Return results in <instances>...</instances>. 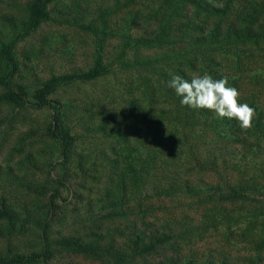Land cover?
Masks as SVG:
<instances>
[{
	"label": "rangeland",
	"instance_id": "1",
	"mask_svg": "<svg viewBox=\"0 0 264 264\" xmlns=\"http://www.w3.org/2000/svg\"><path fill=\"white\" fill-rule=\"evenodd\" d=\"M32 1L0 0L1 42L18 35L29 19ZM140 4L52 0L51 19L17 44L16 81L26 87L31 100L51 77L92 68L99 52L112 72L92 82L60 87L43 109L0 104V209L20 218L13 225L0 219V262L41 252L46 222L52 240L73 237L114 250L126 249L131 238L122 234L134 222L152 235L169 233L171 226L175 235L156 238L168 240L166 250L135 264H162L168 255L192 264H264V205H227L209 216L203 205L164 195L178 193V188L167 186L181 176L174 178L171 162L155 159L151 151L156 143L168 142L166 133L174 127L167 128V117L160 111L163 99L147 87L151 71L122 70L116 64L120 36L127 28L134 35L143 28L138 9L147 3ZM133 53L130 50L128 56ZM4 70L0 58V74ZM237 86L240 96H256L257 108L264 111V69L242 75ZM58 116L75 137L68 159L61 157L58 142L46 135ZM234 152L233 176L264 169L263 147L250 151L238 145ZM21 264L106 263L55 245L51 259Z\"/></svg>",
	"mask_w": 264,
	"mask_h": 264
},
{
	"label": "trees",
	"instance_id": "2",
	"mask_svg": "<svg viewBox=\"0 0 264 264\" xmlns=\"http://www.w3.org/2000/svg\"><path fill=\"white\" fill-rule=\"evenodd\" d=\"M51 1L33 0L29 19L18 35L9 43L0 41V58L5 65L4 72L0 74V104L7 103L18 108L32 105L43 109L49 106L50 95L60 87L75 82H92L112 72L111 65L103 62L102 52H99L92 68L53 76L30 99L26 87L16 81L19 67L16 47L21 40L51 19L48 7ZM140 2V7L147 3L143 9H138V20L143 28L138 35H134L131 28L123 32L116 64L122 70L151 71L152 77L147 80V87L154 92L155 97L163 99L160 111L167 117V128H171L170 125L174 127L166 133L168 142L156 143L151 151L155 159L164 157L171 162L174 178L181 176L180 180L175 179L167 186L169 190L178 188V193L173 191L174 195H164H170V200L180 203L189 199L193 204L203 205L209 216L217 210H224L227 205H264V169L247 176H243V173L233 176L230 172V168H237L232 158L236 155L234 151L238 145L250 151L264 149V111L257 108L256 96L239 97L241 103L249 104L256 113L251 128L245 130L235 119L220 118L210 110L181 105V97L168 86L171 75L190 80L192 75L208 73L214 79L227 77L228 86L238 88L242 75L263 73L264 0ZM130 50L134 52L131 58L128 56ZM142 50L146 53H139ZM46 135L58 142L61 157L68 159L75 137L65 126L62 117L54 118ZM184 167H187L186 171ZM113 217L116 216L111 214ZM0 219L13 225L20 218L0 209ZM50 228L48 222L42 227L41 252L0 263L49 260L57 245L63 250L88 255L106 264H135L138 260H145L150 253L166 250L168 240L156 238L175 236L171 226L169 233L154 232L152 235L131 222L122 234L124 238H131L126 249L114 250L110 246H97L73 237L63 236L59 240H52ZM163 259L174 264H192L180 256L168 255Z\"/></svg>",
	"mask_w": 264,
	"mask_h": 264
},
{
	"label": "clouds",
	"instance_id": "3",
	"mask_svg": "<svg viewBox=\"0 0 264 264\" xmlns=\"http://www.w3.org/2000/svg\"><path fill=\"white\" fill-rule=\"evenodd\" d=\"M168 86L181 97L180 103L183 106L207 109L220 118L235 119L245 130L252 126L256 115L255 109L247 103L240 102L239 91L228 86L227 77L214 79L210 74L204 73L192 75L189 80L180 75H171Z\"/></svg>",
	"mask_w": 264,
	"mask_h": 264
},
{
	"label": "water",
	"instance_id": "4",
	"mask_svg": "<svg viewBox=\"0 0 264 264\" xmlns=\"http://www.w3.org/2000/svg\"><path fill=\"white\" fill-rule=\"evenodd\" d=\"M1 264V263H0Z\"/></svg>",
	"mask_w": 264,
	"mask_h": 264
}]
</instances>
